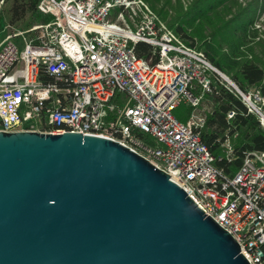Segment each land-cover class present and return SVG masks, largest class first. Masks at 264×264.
<instances>
[{
	"label": "built area",
	"instance_id": "obj_1",
	"mask_svg": "<svg viewBox=\"0 0 264 264\" xmlns=\"http://www.w3.org/2000/svg\"><path fill=\"white\" fill-rule=\"evenodd\" d=\"M38 7L53 19L30 33L3 29L0 130H69L120 141L170 174L251 264H264V149L247 152L226 173L201 137L206 114L184 121L174 112L182 103L197 108L212 92L216 66L143 0H40ZM138 41L151 44L156 58L139 56ZM218 74L264 125L260 89ZM223 145L229 156L231 139Z\"/></svg>",
	"mask_w": 264,
	"mask_h": 264
},
{
	"label": "water",
	"instance_id": "obj_2",
	"mask_svg": "<svg viewBox=\"0 0 264 264\" xmlns=\"http://www.w3.org/2000/svg\"><path fill=\"white\" fill-rule=\"evenodd\" d=\"M204 211L113 138L0 130V264H251Z\"/></svg>",
	"mask_w": 264,
	"mask_h": 264
},
{
	"label": "trees",
	"instance_id": "obj_3",
	"mask_svg": "<svg viewBox=\"0 0 264 264\" xmlns=\"http://www.w3.org/2000/svg\"><path fill=\"white\" fill-rule=\"evenodd\" d=\"M39 1L4 0L0 31L9 24L30 33L32 26L51 21L53 15L41 11ZM148 1L163 19L167 17L168 9L159 5L161 0ZM177 1L179 8L167 20L168 26L187 44L202 51L211 64L228 74L242 89L258 88L264 94V45L260 52L250 44L257 33L253 27L257 9L264 5V0H248L245 4L244 0H191L186 9L181 0ZM250 34L254 36L250 38ZM135 49L143 58L153 54V46L144 41L136 42ZM153 55L155 59L157 54ZM210 73L213 90L204 97L211 98L212 107L205 113L200 133L216 155L215 165L226 173H234L247 152L264 149V125L216 71L210 70ZM193 109L182 103L174 112L186 121ZM231 109L235 115L228 118L227 112ZM226 138L231 139L233 146L229 156L223 145Z\"/></svg>",
	"mask_w": 264,
	"mask_h": 264
},
{
	"label": "rangeland",
	"instance_id": "obj_4",
	"mask_svg": "<svg viewBox=\"0 0 264 264\" xmlns=\"http://www.w3.org/2000/svg\"><path fill=\"white\" fill-rule=\"evenodd\" d=\"M155 13H157V11L153 8V6L150 4V2L148 0H143ZM161 0V2L159 3V5H164L166 8L168 9V14L167 17L165 19H163L158 13V15L167 23V20L170 19V17L172 16L174 9L179 8V3L177 0ZM191 0H181L182 4L184 5V9H186L190 4ZM248 0H244V4L247 3ZM0 9H2V6L0 7ZM253 27L254 29L257 30V33L255 35V37H253L254 35H249V37H253V39H250V44L254 46V48L257 51L263 52V43H264V5H259L258 9H257V15L254 19V23H253ZM6 33L7 31H0V43L3 42L6 38ZM15 40H17L19 42V48L22 49L24 43L21 42V39L15 38ZM225 73V72H224ZM226 74V73H225ZM228 75V74H227ZM229 76V75H228ZM230 77V76H229ZM212 107V100L211 98H205L197 108L193 109L190 117L186 120L188 121L189 119H192V117H196V116H202L206 113L207 110L211 109Z\"/></svg>",
	"mask_w": 264,
	"mask_h": 264
},
{
	"label": "crops",
	"instance_id": "obj_5",
	"mask_svg": "<svg viewBox=\"0 0 264 264\" xmlns=\"http://www.w3.org/2000/svg\"><path fill=\"white\" fill-rule=\"evenodd\" d=\"M204 99H205V97L203 98V100H204ZM203 100H202V101H203Z\"/></svg>",
	"mask_w": 264,
	"mask_h": 264
}]
</instances>
